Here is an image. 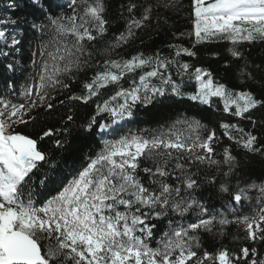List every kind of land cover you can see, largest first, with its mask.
I'll use <instances>...</instances> for the list:
<instances>
[{"label": "snow or ice", "instance_id": "6c2138e0", "mask_svg": "<svg viewBox=\"0 0 264 264\" xmlns=\"http://www.w3.org/2000/svg\"><path fill=\"white\" fill-rule=\"evenodd\" d=\"M39 0H34L38 4ZM174 0H168V4ZM168 4H165L167 7ZM76 0H72L71 16L47 17V26L51 34L47 41H42L38 55L43 59L33 60L36 67L35 83H26L20 95L22 102L0 97V264H239L241 259L247 264H264L258 258L255 248L243 247L242 255L230 254L220 250L213 256L204 252L198 256L194 248L199 247L196 233L200 230L211 231L214 223L223 226L235 223L243 228L244 239L264 241V201L251 216H236L229 220L221 214L216 218H198L197 222L187 227H171L151 247L149 241L154 238L152 228L146 220L153 216L171 213L183 216L193 206L201 213L207 209L195 200L182 195L194 190L198 181L193 178L189 166L195 162L218 166L221 162L212 158V142L217 139L215 132H209L206 138L184 136L176 131L158 132L144 135L123 136L115 141H106L101 152L54 195L46 196L42 202L34 201V170L41 163L55 167L50 163L49 155L38 147V140L15 130L19 124H26V117L31 118L32 111L38 108H54L52 93L69 87L65 79L80 71L87 61L82 60L85 47L82 41H93L106 31L108 21L104 18V0H82L78 12ZM194 34L196 42L210 37L221 36L233 40H264V0H193ZM136 5L128 8L129 13ZM151 6L144 8L139 20L130 18L127 34L120 33L114 38L112 47H118L132 36L133 29L139 28L149 19ZM38 31H44V25H33ZM95 32V34H94ZM0 37L4 32L0 31ZM15 38L12 44H18ZM183 52L188 56L196 53L187 48H178L176 55ZM90 55V54H89ZM234 56L239 55L233 52ZM155 67L144 71L139 76V84L129 89L121 88L110 97H118L123 103L118 107H109L108 101L98 105L100 111L109 112L112 122L116 123L126 115H131V108L137 102L149 103L157 95H163V88L152 87L149 80L159 77L163 84L171 81L161 73L171 61L161 60L158 55L145 57L138 53L128 60H105L104 72H97L90 83H85L87 95L71 96L70 100L87 102L96 96L99 90L108 84H117L127 73L136 69ZM184 71L188 64L179 65ZM116 70V71H113ZM195 78L201 82V88L192 99L209 103V96H219L225 100V111L229 105H235L237 117L250 115V110L264 108V98L258 99L252 92H238L233 95L224 85H213L211 79L204 81L202 76L209 75L203 69H195ZM143 91V95L141 92ZM173 93L180 94L178 87L172 85ZM61 104L64 101H60ZM72 116L67 120L71 121ZM33 122L35 120L33 119ZM93 117L85 126L91 129L95 123ZM253 127L257 126L252 121ZM107 127L100 124V129ZM200 127L189 124L195 133ZM224 135L234 139L244 149L264 155V150L255 147L257 137L246 132L236 124L221 123ZM67 133L68 129L43 130L39 140L58 133ZM235 133V134H234ZM56 148H63L65 142L56 139ZM199 149L200 151H197ZM142 163L145 166L141 167ZM150 163L151 166H148ZM223 163L231 170L236 165L235 157L225 149ZM148 175L150 185L145 186L139 173ZM169 178L180 182L173 187ZM46 185V180L41 181ZM256 185H249L254 188ZM264 193V185L260 186ZM222 192H229L221 186ZM232 200L242 204L246 200L245 188L230 193ZM171 224V222H170ZM251 253V259L248 260Z\"/></svg>", "mask_w": 264, "mask_h": 264}, {"label": "trees", "instance_id": "16d2710c", "mask_svg": "<svg viewBox=\"0 0 264 264\" xmlns=\"http://www.w3.org/2000/svg\"><path fill=\"white\" fill-rule=\"evenodd\" d=\"M72 0H0V97L7 98L14 103L22 102L21 94L26 83H35L36 67L33 60L43 58L38 55L42 41H47L51 29L47 26V17L71 16ZM136 7L129 13L130 5ZM104 0V18L108 21L106 31L102 36H97L93 41H82L85 52L82 60L87 61L80 71L74 72L65 79L69 87L53 92L52 103L54 108L34 109L31 118L26 117V124H19L15 130L38 140V147L49 155L50 163H41L34 170L32 187L36 193L34 201H40L54 195L64 185L71 181L78 173L87 167L103 149L106 141H115L123 136L150 135L170 130L183 133L184 136L199 135L206 138L209 132H215L217 139L212 142V158L220 161L218 166H209L207 163L195 162L189 166L193 178L198 181L194 190L183 192L182 195L195 200L206 213H201L195 205L183 216L171 213L159 218L153 216L146 220L152 228L154 238L149 241L151 247H156V241L171 227L184 226L197 222L198 218L210 219L215 217L218 221L221 214L227 219L234 220L236 216H251L260 201H264V193L260 186L264 185V155L248 152L236 140H230L224 135L221 123L236 124L246 132H251L257 137L255 147L264 150V108L258 107L250 110V115L237 117L235 105H229L225 111V100L219 96H209V103L205 104L200 99H192L199 91L201 82L195 78V69H203L209 75L201 79H211L213 85H224L225 89L233 95L238 92H252L258 99L264 98V40L233 41L221 36L210 37L197 43L194 34V6L193 0ZM82 0H76L79 12ZM151 6L149 19L141 27L134 28L133 35L127 42L118 47H112L114 38L120 33L127 34V24L130 18L140 19L144 8ZM33 25H44V31H38ZM95 34V32H94ZM19 41L13 45L12 40ZM178 48H187L196 53L188 56L183 52L176 55ZM233 52L239 55L234 56ZM138 53L145 57L158 55L161 60L171 61L166 68L159 71L171 83L163 84L159 77H152L149 84L152 87L163 88L164 94L157 95L149 103L137 102L131 108V115H126L121 122L113 123L109 112L100 111L98 105L108 101L109 107L116 108L123 103L122 98L110 100L121 88L129 89L139 84V76L144 71H151L155 67L146 66L127 73L117 84H108L92 96L87 102L83 100H70L71 96L87 95L85 83H90L97 72H104L105 60H128ZM90 54V55H89ZM188 64L184 71L179 67ZM113 71H116L113 69ZM175 84L180 94L173 93L172 85ZM143 95V91L141 92ZM60 101H64L63 104ZM72 116L71 121L67 120ZM95 117L91 129H86L89 121ZM33 119L35 122H33ZM252 121L257 122L253 127ZM199 124L200 127L193 133L189 124ZM100 124H105L108 131L102 132ZM67 128V133H58L52 137L39 140V135L48 128ZM235 134V133H234ZM60 139L65 142L63 148H56L54 141ZM227 149L235 157L236 165L231 170L223 163L224 151ZM197 151H200L197 149ZM145 166L142 163L141 167ZM148 166H151L150 163ZM139 176L145 186L150 185L148 175L142 171ZM46 180V185L41 181ZM169 182L179 186L180 182L169 178ZM227 187L229 192H222L221 186ZM249 185H256L249 188ZM239 188H245L247 199L242 204H237L230 193ZM171 222V224H170ZM199 247L194 248L198 256L202 257L206 251L213 258L220 250H227L230 254L242 255L240 249L248 247L257 250L258 258L264 259V241H250L244 239L243 228L235 223L221 226L214 223L211 231L200 230L196 233ZM196 258H193L194 264ZM251 259V253L248 260ZM209 264H213L209 261ZM218 264V261L215 262ZM239 264H247L241 259Z\"/></svg>", "mask_w": 264, "mask_h": 264}, {"label": "rangeland", "instance_id": "374dc122", "mask_svg": "<svg viewBox=\"0 0 264 264\" xmlns=\"http://www.w3.org/2000/svg\"><path fill=\"white\" fill-rule=\"evenodd\" d=\"M200 88H201V86L199 87V90H200ZM119 122H121V119L120 120H118V122H116V123H119ZM101 130V129H100ZM109 129H108V127H106L105 129H103V130H101L102 132H105V131H108Z\"/></svg>", "mask_w": 264, "mask_h": 264}]
</instances>
